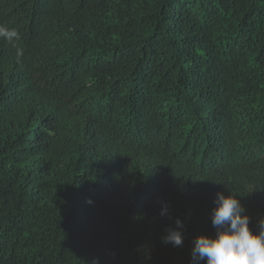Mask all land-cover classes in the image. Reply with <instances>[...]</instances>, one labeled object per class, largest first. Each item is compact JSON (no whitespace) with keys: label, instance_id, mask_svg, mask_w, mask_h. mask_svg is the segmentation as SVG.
I'll list each match as a JSON object with an SVG mask.
<instances>
[{"label":"trees","instance_id":"obj_1","mask_svg":"<svg viewBox=\"0 0 264 264\" xmlns=\"http://www.w3.org/2000/svg\"><path fill=\"white\" fill-rule=\"evenodd\" d=\"M217 193L258 231L264 0H0V264H206Z\"/></svg>","mask_w":264,"mask_h":264},{"label":"clouds","instance_id":"obj_2","mask_svg":"<svg viewBox=\"0 0 264 264\" xmlns=\"http://www.w3.org/2000/svg\"><path fill=\"white\" fill-rule=\"evenodd\" d=\"M245 211L236 197L217 193L211 213L215 235L195 238L192 259L206 264H264V218L259 221L258 231L253 232ZM175 225L176 229L169 230L162 238V242L174 247L183 243L182 233L177 230L183 228V224L177 219Z\"/></svg>","mask_w":264,"mask_h":264},{"label":"rangeland","instance_id":"obj_3","mask_svg":"<svg viewBox=\"0 0 264 264\" xmlns=\"http://www.w3.org/2000/svg\"><path fill=\"white\" fill-rule=\"evenodd\" d=\"M152 247L150 245L142 247L143 252L145 255H147Z\"/></svg>","mask_w":264,"mask_h":264}]
</instances>
